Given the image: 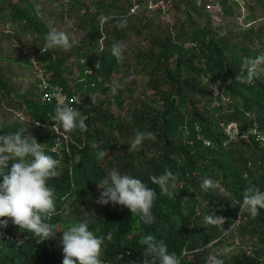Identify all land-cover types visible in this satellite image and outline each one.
<instances>
[{
  "label": "trees",
  "instance_id": "16d2710c",
  "mask_svg": "<svg viewBox=\"0 0 264 264\" xmlns=\"http://www.w3.org/2000/svg\"><path fill=\"white\" fill-rule=\"evenodd\" d=\"M174 2L187 3L185 20L174 25L173 30L152 31L143 19L129 22L134 16L117 9V0L108 5L95 0L96 9L81 1L85 11L80 20L88 34L74 46L76 58L71 64H75L79 76L72 81L67 75L71 65L65 63L70 53L58 55L56 49L44 48L49 29L33 2L0 0V19L17 28L11 36L20 41L21 34H30L39 40L37 59L43 62L49 80L63 85L69 95L81 93L79 101L65 103L77 108L88 126L87 131L67 134L70 140H63L51 131L52 127L44 129L39 125L25 131L59 161L60 175L47 182L54 190L57 213L46 222L57 232L54 238L39 242V238L9 222L4 229L24 240L18 243L0 234V264H62L60 225L66 230L84 220L97 236L105 237L104 264H159L157 257L144 255L145 248L139 243L147 234L164 240L169 251L181 257V264H212L213 257L224 264H264V209L254 218L246 210L240 213L242 193L250 183L264 191V145L251 132L254 126L264 132V76L251 84L235 80L244 57L264 54V21L258 23L264 14H255V6L245 0L244 7L249 8L245 21L251 24L240 31L220 34L209 20L200 19L199 23L194 19L191 8L197 3ZM256 2L264 10V0ZM241 6L239 0L223 2L226 14L235 15L238 10L241 13ZM116 18H126L127 26L115 27ZM134 31L140 35L145 32L132 61L146 80L143 93L126 106L127 94H134L137 86L134 82L126 87L114 84L116 92L111 97L115 73L122 67L111 55V45ZM102 37L105 46L101 48ZM18 50L22 53V48ZM216 88L222 91L220 95H215ZM0 91L8 96L13 93L1 71ZM13 99L28 120L36 124L58 123L53 120L56 102H42L38 91L33 94L27 90ZM123 110H127L125 115ZM230 121H237L241 133L247 136L227 142L223 125ZM22 129L24 125L16 121L0 126V135ZM137 131L154 132L156 141L145 140L139 150L129 152L125 142ZM100 151L107 153L103 159L98 156ZM12 163L9 161V170ZM114 168L156 189L154 224L145 225L126 207L111 202L99 213L65 216L88 200L98 190L97 183ZM166 170L176 176L174 182H169L172 196L159 195L158 186L149 180ZM204 178H210L216 187L203 190ZM212 212L225 217V224L205 225L204 215ZM231 225L234 226L229 230ZM226 232L241 240L233 253L220 250ZM109 233L111 241L107 240Z\"/></svg>",
  "mask_w": 264,
  "mask_h": 264
},
{
  "label": "clouds",
  "instance_id": "9594fccd",
  "mask_svg": "<svg viewBox=\"0 0 264 264\" xmlns=\"http://www.w3.org/2000/svg\"><path fill=\"white\" fill-rule=\"evenodd\" d=\"M127 26L126 18H116L115 27ZM102 37L101 40H103ZM79 41L71 38L66 31L51 28L45 38V49L71 50ZM127 45L117 41L111 45V55L117 62H122ZM264 76V54L255 57H244L239 73L235 76L237 82L251 84L255 79ZM115 94L116 87L111 88ZM95 104L94 96H91ZM51 131L58 133L63 140H70L71 134L76 130L87 131L86 117L70 103L57 104ZM37 126L39 123L37 122ZM26 129L17 130L9 134L0 135V227L6 228L11 222L20 230H25L39 238V242L55 237L57 230L46 222L57 213L54 190L48 186V181L57 178L59 161L47 154L43 144L25 134ZM145 140L156 141V134L152 131H137L132 138L128 151H136ZM106 151H100L98 156L103 159ZM9 161H12L9 170ZM153 185L158 186L159 195L172 196L169 182L175 181L176 176L166 170L163 174L149 177ZM210 178H204L201 188L205 191L215 188ZM99 197L96 203L107 205L118 204L126 207L133 216H138L145 225H152L156 217L152 209L158 198L155 188L141 179L127 173L112 169L108 175L97 183ZM243 202L240 213L245 210L253 218L264 209V191L257 185L249 184L242 193ZM239 213V216H240ZM226 218L218 216L215 212L205 214V225L225 224ZM234 225H231L229 230ZM227 234V233H225ZM107 240H112L111 233ZM105 237L97 236L89 229L86 220L71 224L62 231V264H104L102 259V246ZM20 241L19 243H21ZM139 243L144 246V255H153L159 259V264H181V257L176 252H170L168 245L162 239L152 234L144 235ZM123 257H120L122 259ZM129 264H136L130 261ZM143 264H146L143 261ZM212 264H224L222 259L213 257Z\"/></svg>",
  "mask_w": 264,
  "mask_h": 264
},
{
  "label": "rangeland",
  "instance_id": "374dc122",
  "mask_svg": "<svg viewBox=\"0 0 264 264\" xmlns=\"http://www.w3.org/2000/svg\"><path fill=\"white\" fill-rule=\"evenodd\" d=\"M37 10L39 16L45 21L48 29L56 28L57 30L66 31L71 38L78 40L79 42L87 37L88 28L85 27L84 22L80 20L84 13V9H81V1L91 5L92 9H96L94 5L95 0H31ZM105 5L111 3L112 0H99ZM175 0H117V9L127 11V14L134 16L129 19V22L136 20L138 23L139 19H143L151 25L152 31H166L173 30L174 25H179L181 21L185 20V10L187 3L176 4ZM188 2H195L197 6L191 8L193 11L194 19L199 23L202 21L209 20L213 27H218L220 34L228 33L229 31H240L246 28L244 24L245 18L248 11V6L244 7L245 0H239L241 3V13L226 14L223 9L224 0H186ZM250 5L255 6V14L262 16L264 10L258 5L256 0H249ZM202 21H201V20ZM105 20L101 18V23ZM264 21V17H260L258 23ZM243 22V23H242ZM158 28V29H157ZM17 29L10 22H5L0 19V71L7 78L10 83L13 93L11 95H4L0 91V126L12 124L14 122H21L24 125L26 131L37 127V124L26 118L24 114L17 108L13 102V98H16L18 94H23L27 90L37 93V85L35 81V65L33 59H36L39 55L37 48L39 40L34 38L30 34H21V40H17L11 36L12 30ZM18 31V30H17ZM145 32L141 35L134 31L128 38H125L123 42L127 45L124 52V59L121 62L122 67L118 72L115 73L112 87L118 85L119 87H126L128 84L134 82L137 86V90L134 94H127L126 106L131 101L139 97L143 93L144 82L146 77L141 73L137 72L132 61L133 53L135 50L143 44ZM101 48L105 46V41L100 40ZM256 48L258 45L254 44ZM22 48V53L18 48ZM74 47L65 51L57 48L58 55L70 53V56L66 60L67 65H71V68L67 70L69 79H77L79 76V70L72 63L76 58V54H73ZM72 53V54H71ZM69 70L71 73H69ZM221 90L216 88L215 95H220ZM111 97L114 96L110 92ZM16 96V97H15ZM13 99V100H11ZM112 108L118 112L116 104L112 105ZM120 111V110H119ZM127 110H123L125 115ZM47 129V128H46ZM134 136L130 137L125 143L126 147L129 148V144ZM139 150V148L137 149ZM99 197V190L89 197L88 200L78 204L70 211L65 213V216L71 215H90L93 213L102 212L104 207L107 205H101L96 203ZM59 230H65L60 225ZM228 233V232H226ZM225 241L220 246V250L226 253H233L236 251V245L241 241L237 236L231 234H224Z\"/></svg>",
  "mask_w": 264,
  "mask_h": 264
},
{
  "label": "built area",
  "instance_id": "2783aa9c",
  "mask_svg": "<svg viewBox=\"0 0 264 264\" xmlns=\"http://www.w3.org/2000/svg\"><path fill=\"white\" fill-rule=\"evenodd\" d=\"M245 18V15H244ZM243 23V22H242ZM246 26H249L251 22H245ZM40 54V51H39ZM33 63L35 65V80L37 85V90L40 95V99L42 102H56V104H63L67 100L70 102H76L80 100L81 93L80 92H73L71 95H69L64 86L60 83L53 82L49 80L48 71L44 67L43 62L39 61L37 58L33 59ZM91 72L92 70H88ZM98 79L101 80L102 77L98 76ZM44 129H49L53 126V124L49 123H40ZM224 130L228 136L227 142L236 139L237 137H243L247 136L248 133H241L239 123L237 121H230L228 123H224L223 125ZM185 130H189V125L184 126ZM251 132H253L256 135V140L259 141L261 145H264V132L260 131L257 126H254L251 129ZM198 137L204 139V142L209 145L210 141L205 139L204 136H202L201 133H198ZM192 142V141H191ZM0 234L4 236L7 239L10 240H16L18 243L20 241H23L24 239L15 236L11 232L4 229V227H0Z\"/></svg>",
  "mask_w": 264,
  "mask_h": 264
}]
</instances>
